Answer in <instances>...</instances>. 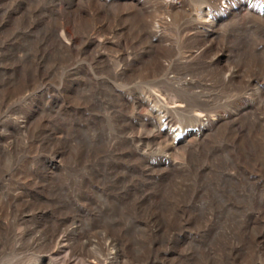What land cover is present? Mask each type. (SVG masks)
Wrapping results in <instances>:
<instances>
[{
  "label": "rangeland",
  "instance_id": "374dc122",
  "mask_svg": "<svg viewBox=\"0 0 264 264\" xmlns=\"http://www.w3.org/2000/svg\"><path fill=\"white\" fill-rule=\"evenodd\" d=\"M184 1L0 0V264H264V0Z\"/></svg>",
  "mask_w": 264,
  "mask_h": 264
},
{
  "label": "bare ground",
  "instance_id": "6f19581e",
  "mask_svg": "<svg viewBox=\"0 0 264 264\" xmlns=\"http://www.w3.org/2000/svg\"><path fill=\"white\" fill-rule=\"evenodd\" d=\"M156 2L162 7V9L167 14H173L175 12L178 13L179 11H182V10L187 11V9H186L187 5L185 4L186 1H184V0H156ZM153 93L150 92L149 95H147V96L142 95V96L136 98V101H137L136 102V108L137 109L144 108V107L147 108L149 116H150L151 120H153V122H154L155 133L157 135H161L165 130H168L169 136L171 137V142H172L173 147L178 148V149L183 148L185 150H189L191 145L194 144V142L192 143L190 139H185V138H188V136H186L184 130L178 126L168 128L169 125L173 123V121H172L173 119L171 118V115L174 114L176 112V110L173 107L171 108V107L163 105L161 103V100L159 99V97L154 95L155 93L154 94ZM197 121H199V115L194 114L193 115V123H195ZM197 131L198 130L193 129V131H192L193 137L200 135L199 133H197ZM196 140H197V138H196ZM61 245H62V242L60 239H58L56 241V249H59L61 247ZM111 247H113V246H111ZM113 253H115V252H113Z\"/></svg>",
  "mask_w": 264,
  "mask_h": 264
}]
</instances>
